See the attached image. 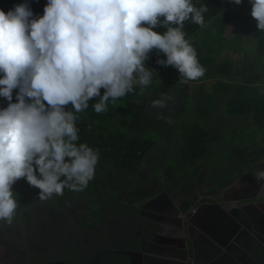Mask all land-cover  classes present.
<instances>
[{"label": "trees", "instance_id": "1", "mask_svg": "<svg viewBox=\"0 0 264 264\" xmlns=\"http://www.w3.org/2000/svg\"><path fill=\"white\" fill-rule=\"evenodd\" d=\"M25 2L39 18L48 0H0V9L7 12ZM191 2L197 8L206 4L208 11L203 13L205 33L197 39V59L205 72L189 81L213 75L208 89L220 100L221 114L240 122L226 124L221 118L209 129L203 121L202 85L196 113L187 85L165 78L171 76V66L157 64L166 55L153 49L144 61L152 71L149 85L138 83L136 95L127 92L114 102L110 98L101 113L93 107L98 97L76 113L75 143L99 150L94 178L82 192L65 188L62 196L53 194L42 201L40 189L26 178L12 185L17 207L11 222L0 219V244L24 238L27 252L5 264H131L130 252L138 251L141 238L148 235L139 204L163 189L186 211L198 195L209 200L264 161V31L251 16L250 0L239 5L232 0ZM228 19L255 35V54L242 58L240 66L218 57L222 43L218 26ZM203 26L186 20L185 39ZM154 31L162 34L166 26L158 25ZM161 66V78L153 80ZM104 91L101 88V95ZM17 92L13 90L14 95ZM162 94L171 97L166 107H151ZM66 110L74 111L70 104ZM110 164L114 170L107 171Z\"/></svg>", "mask_w": 264, "mask_h": 264}, {"label": "clouds", "instance_id": "2", "mask_svg": "<svg viewBox=\"0 0 264 264\" xmlns=\"http://www.w3.org/2000/svg\"><path fill=\"white\" fill-rule=\"evenodd\" d=\"M250 3L257 29L264 31V0ZM207 11L191 0H48L39 18L27 2L0 9V96L9 101L0 109V219L11 222L17 207L12 185L22 177L40 189L42 201L88 186L99 150L75 143L76 113L93 97L94 110L105 111L110 98L133 90L134 74L149 85L152 71L144 61L153 49L166 55L157 64L178 70V82L203 76L183 26L189 18L203 26ZM158 25L166 31H154ZM170 98L162 94L151 107L164 108ZM69 104L74 111L66 110ZM254 178L264 194V170Z\"/></svg>", "mask_w": 264, "mask_h": 264}, {"label": "crops", "instance_id": "3", "mask_svg": "<svg viewBox=\"0 0 264 264\" xmlns=\"http://www.w3.org/2000/svg\"><path fill=\"white\" fill-rule=\"evenodd\" d=\"M206 23H204L205 25ZM239 26L236 25L232 19H228L223 21L219 26L218 29L221 32V37H222V43H221V48L218 52V57L221 58H228L232 61H234L235 65L240 66V60L246 56H249L246 51L244 50V45L242 42V32L241 30L238 28ZM251 32V31H250ZM205 33V27H200L196 33L192 34L191 36L187 37L186 40L193 46V48L196 50L197 53V58H199L200 55V51L198 50L197 47V39L198 36L201 34ZM164 67L161 66L160 69H157V75L153 78V80H158L159 78H161L162 73H163ZM170 72L172 73L171 76L165 77L167 80H172V81H178L180 78V73L178 72V70L171 66L170 67ZM159 74V75H158ZM3 74L0 73V76H2ZM215 80V77H213V75H211V77H207L205 79H202L200 81H188L187 83H180V84H186L187 85V93L188 95H190L192 97V94L194 93L197 97H199V88L200 85H202L203 87V96H204V104H205V100L208 101L210 98L211 101L214 99V97H216V94L214 91L208 89V85L212 84V82ZM137 78L136 75L134 74V80H133V90L130 91L133 94H137ZM194 88L196 90H194ZM13 90H18V89H13ZM207 97V98H205ZM217 98V97H216ZM210 101V102H211ZM11 102H16V95L13 94V99ZM9 104V101L5 98L0 96V109L2 108H6ZM260 166H263L261 168V170H264V162L260 164ZM257 181L254 178H246L242 177L237 179L236 181L232 182V184L228 185L227 188L223 191V195L225 198L229 199V201H231V198L233 196H237V195H248L251 192H253L252 188L257 186ZM260 187L261 185H259L258 191L260 192ZM175 201V200H174ZM163 206H166L164 202H162L161 200L155 202L154 204L151 205V207L144 209L146 211H148L149 215L152 216L153 214H160L165 216L164 220H166L165 224L162 225V228L165 231V234H167L170 237L173 238H177L179 237L180 233H177V228H176V224L174 223L173 218H176L175 216L172 215H168L166 213H162L159 209L161 208H165ZM259 209L260 211L264 214V205L260 204L259 205ZM140 212L142 210V208H139ZM206 211V210H204ZM203 211V213H204ZM205 216H212V214L210 215H205ZM216 216V215H215ZM202 217H204V215L202 214ZM179 220H181V218H179ZM142 224V223H141ZM143 226V225H142ZM181 226V224L179 225ZM181 230V229H180ZM161 245V244H160ZM165 246L168 247L167 244L164 243ZM161 247V246H160ZM207 244L206 242L202 239L199 238V244H197L196 247V252L198 254V264H237V263H233L232 262V257L228 254V252L225 250V248H222L221 251L219 252V254L217 255V257H214L211 260H204V257L207 255V249H210L209 247L207 248ZM154 248V247H153ZM156 249V247L154 248ZM177 250V248H175ZM161 252L162 249H159ZM27 252V243L25 241L24 238H17L14 239L12 241L9 242H5V243H1L0 244V264H5L7 263L8 260L16 258V257H20L23 256L25 253ZM168 251H165L164 253L166 254ZM177 251H174V253H176ZM178 254V253H176ZM47 264H63L62 262H52V263H47ZM252 264H256L252 263ZM259 264V263H258Z\"/></svg>", "mask_w": 264, "mask_h": 264}, {"label": "water", "instance_id": "4", "mask_svg": "<svg viewBox=\"0 0 264 264\" xmlns=\"http://www.w3.org/2000/svg\"><path fill=\"white\" fill-rule=\"evenodd\" d=\"M260 184H257L256 187L252 188L253 192H251L248 195H235L231 198V203L235 202H242L238 206H234L232 208H229L228 211L226 210V206L222 204L224 201H229V199L222 196L220 200H214V201H205L201 202L200 206L193 210L189 217H185L183 224L185 226V229L180 231V235L177 238H173L170 241H166L169 248L172 250H176V247H185L186 251L191 252L193 256L192 261L186 260V257L172 253L167 252L166 254L164 252H161L159 250V247H156L154 249L151 247L148 251H140V252H130V256L132 259V256L134 255H140L142 263L141 264H198L199 263V257L196 252L197 244H199L198 236L203 237L204 241L206 242L207 246L213 250H215L216 255L209 256L207 255L204 260H211L214 257H217L219 251H221L222 248H227L229 242L235 239V232L240 228L241 223L246 224V219L253 221V217H259L262 215V212L259 209V203L253 201L254 199L260 198L264 196V194H260L258 191ZM227 188V187H226ZM225 188V189H226ZM224 189V190H225ZM223 190V191H224ZM161 200L165 203L166 206H163L165 208L159 209L162 213H166L168 215H172L177 217V219L181 218V210L178 207L177 203L174 201V199L167 194V192L163 189H161L157 194H155L152 197L147 198L145 201H143L140 205V208L147 209L151 207L152 204L155 202ZM258 204V205H257ZM207 208L206 212L203 213L202 209ZM212 211H216V216L224 219L226 223H221L219 234H222V239L219 237H215L211 235V232L208 231L210 227H212V224L207 225L205 227L204 225L200 224V221H202L201 216L202 214L208 215ZM210 215V214H209ZM206 217V216H205ZM205 217L203 220H205ZM200 220V221H199ZM232 223V228L230 227ZM180 225V223H178ZM237 224V226H236ZM228 228H227V227ZM236 226V227H235ZM238 228V229H237ZM195 233L196 236L194 235ZM185 240H187V244L185 245ZM184 242V244H183ZM184 245V246H183ZM207 247V248H208ZM209 250V249H207ZM264 250V247H263ZM198 257V258H197ZM197 259V261L195 260ZM237 263V262H235ZM131 264H135L133 260H131ZM238 264V263H237Z\"/></svg>", "mask_w": 264, "mask_h": 264}, {"label": "flooded vegetation", "instance_id": "5", "mask_svg": "<svg viewBox=\"0 0 264 264\" xmlns=\"http://www.w3.org/2000/svg\"><path fill=\"white\" fill-rule=\"evenodd\" d=\"M261 163H263V162H261ZM261 163H259L255 167L254 172L245 171L242 175H240L241 176L240 178L246 176V178H248V179H250V178L254 179V173L257 171L256 168L259 167L258 170H261V168L263 167V166H260ZM234 179H232L228 183V185L232 184V182H234ZM227 186H225L223 189H221L217 194H214L211 197H209L210 198L209 200H202L203 196L198 195L197 199L188 207V209L186 211H181V213H182L181 214V220L173 218L174 223L176 224L175 226L177 228V233H180V231H181L180 229H182V230L185 229V226L183 224L185 217H189L191 212L200 206L201 202L220 200V198L223 195V190ZM253 201L259 203V205L260 204L264 205V196L257 198V199H254ZM176 203L179 207V202L177 201ZM241 203L242 202H239V201L235 202V203H231L230 201L222 202V204L224 206H226L227 211L229 208H232L234 206H238ZM206 209L207 208H203L202 211H204ZM205 212L206 211H204V213ZM215 212L211 210V213H209V214H212V216H206V217L204 216L205 220H203L204 217L201 216L202 221H200V220L199 221H200V224L204 225L205 227H207V225H209V224H212V227H210V229H208V231L211 232V235H213L215 237H219L220 239L223 240L222 234L221 235L219 234L220 233L219 229H220V226H222L220 224L226 223V221L224 219H222L221 216L220 217L215 216L216 215ZM139 213L141 216L144 215L148 218L149 223L146 226H144V225L142 226V228L148 232V235L143 236L141 238L142 242L140 244V249L138 251H135V252L148 251L149 249H151V247H154V248L159 247V249L161 248L163 252L168 251V252L174 253V251H177L176 253L182 255L183 257L185 256L186 260H188V261L193 260V256H192L191 252H189V254H188L185 247H176L177 250H172L171 248L164 245V243L167 244L166 241H170L171 239H173V237H170L167 234H165V231L162 228V225H164L166 222V220H164L165 216L160 215V214H153L152 216H150L148 214L149 212L146 210L142 211L143 214L139 210ZM178 223H180L181 226H179ZM245 223L246 224H244V225H243V223H241L240 228L239 229L237 228L238 230L233 235V237L235 236V239L233 240V238H232V240L228 244V247L225 250L232 257L233 263L237 262L238 264H252V263L256 262V264H258V263L264 264V250H263V247H264V214L262 213V215L259 216L258 218L253 217V221L246 219ZM236 226H237V224H236ZM230 227L232 228V223H231ZM196 234L197 233H195L194 235L196 236ZM199 238H201V237L198 236V240H199ZM202 239H203V237H202ZM183 244H184V242H183ZM186 244H187V240H185V245ZM207 255H209V256L216 255V252H215V250L210 248L209 250H207ZM206 256L204 258H206ZM130 260H133L135 264H141L142 263L141 256L139 254L132 256V259L130 256ZM195 260L197 261V259H195Z\"/></svg>", "mask_w": 264, "mask_h": 264}, {"label": "rangeland", "instance_id": "6", "mask_svg": "<svg viewBox=\"0 0 264 264\" xmlns=\"http://www.w3.org/2000/svg\"><path fill=\"white\" fill-rule=\"evenodd\" d=\"M241 32V39L244 45V50L246 51V53L251 56L255 54V35L250 32L248 29H243L238 27ZM256 77V76H255ZM209 87V85H208ZM194 90H196L194 88ZM190 96V95H189ZM190 98H192V102H193V108L195 110L196 113H199V97H197L194 93L192 94V97L190 96ZM204 98V96H203ZM207 98V97H205ZM212 98H210L208 101L205 100V104H204V111H203V121L204 123L207 125V127L209 129H214L217 126V122L222 118H224V120H226V124H232V123H239L240 120L236 119V118H227L225 119V117H223V115L220 112V100L217 99L216 97H214V99L211 101ZM211 101V102H210ZM98 102V100H97ZM264 162V161H263ZM114 165L110 164L107 167V171H112L114 170ZM259 167H257L256 169L258 170ZM37 175H39L37 173ZM241 176L236 177L234 179V181H236L237 179H239ZM175 200V199H174ZM175 202H177V199L175 200ZM139 204V208H140ZM144 209L142 208V211ZM141 211V213H142ZM143 214V213H142ZM142 225L146 226L149 222H148V218L144 215L141 216L140 218Z\"/></svg>", "mask_w": 264, "mask_h": 264}]
</instances>
